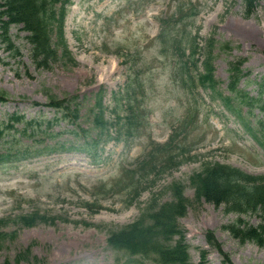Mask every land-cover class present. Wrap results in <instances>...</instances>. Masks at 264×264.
I'll use <instances>...</instances> for the list:
<instances>
[{
	"label": "rangeland",
	"instance_id": "374dc122",
	"mask_svg": "<svg viewBox=\"0 0 264 264\" xmlns=\"http://www.w3.org/2000/svg\"><path fill=\"white\" fill-rule=\"evenodd\" d=\"M177 1L74 0L65 34L76 66L64 61V65L59 63L52 69L38 68L29 55L27 33L17 27L11 33L21 58L12 57L0 38V91H7L14 99L0 104L1 119L15 111L28 117L43 112L52 117L54 111L42 105L51 96L63 99L69 94L78 96L79 121L89 127L92 118L88 113L100 91L107 115L114 119V95L123 90L128 76L121 53L140 52L150 67L144 73L148 89L145 100L150 111L147 126L135 138L102 145L99 163L75 152L14 160L0 166V230L9 235L16 233L13 239L0 244V264L7 260L11 264H132L125 253L114 252L108 246L110 230L138 220L151 208L171 200L174 183L185 187L190 201L180 224L187 233L193 264L200 262L204 250L209 252L207 264H225L224 259H229L228 264H264V247L241 242L225 229L241 215L227 212L223 205L197 200L190 185V177L208 161L262 175L264 148L221 101L213 102L203 90L180 91L168 77L158 48V17L172 13ZM192 1L198 14L189 29L200 30L204 44L214 36L232 47L215 60L216 76L226 81L228 62L244 58L242 67L249 76L242 87L255 97L262 91L264 102V0L250 18L244 16L243 0ZM33 102L41 105L31 106ZM260 111L256 108L250 114L246 106L241 114L254 124ZM184 119L188 124L185 131L190 133L185 144L194 158L150 178L141 185L146 190L132 203L127 195L109 190L124 168L143 157L151 140L165 142L173 127ZM65 125L63 122L61 127ZM35 212L46 214L48 222L33 227L17 222L19 216ZM242 218L255 225L263 221L253 214ZM208 232L215 234L225 255L208 245ZM28 249L30 259L16 262L17 256Z\"/></svg>",
	"mask_w": 264,
	"mask_h": 264
},
{
	"label": "trees",
	"instance_id": "16d2710c",
	"mask_svg": "<svg viewBox=\"0 0 264 264\" xmlns=\"http://www.w3.org/2000/svg\"><path fill=\"white\" fill-rule=\"evenodd\" d=\"M67 2L68 0H0V7L4 8L1 11L0 23L2 30L6 37H8L9 28L12 24L23 23L27 30L31 32L30 40L33 43V56L39 66L49 67L50 63L57 60L56 51L52 50L51 38L53 32H56L59 43L64 44L61 32L54 31L55 29H61L62 20L64 16L63 9L57 12L55 6L58 2ZM254 0H246L247 4H251ZM256 1V0H255ZM258 1V0H257ZM6 17L7 20H3ZM9 41V38L6 39ZM12 48V46H11ZM239 67V66H238ZM237 72L233 75V85H230V90L236 94L240 93L237 88L242 75L241 69L237 68ZM214 88V86H212ZM51 105L56 107L59 111L64 112V116L67 117L64 107L61 102L56 100V97L52 96ZM247 102L253 103L254 99L246 97ZM229 108L233 110V106L230 101H227ZM99 105L101 103L99 102ZM75 118H71V122H75ZM13 124L10 127L15 129V122L25 121L24 116L14 115L11 117ZM45 123V129L42 125L38 130L44 131L46 134L49 131L48 122ZM26 124L23 134L28 130ZM262 132L264 131V123L261 121ZM32 134L35 127H32ZM18 131L17 129H15ZM70 131V130H69ZM73 133L79 134L81 131L72 130ZM21 134V133H20ZM21 134L23 137L24 135ZM255 138L264 145V139L254 135ZM169 146V153L172 154L176 149ZM50 150H53L50 148ZM184 150V151H182ZM186 152L185 147H181L178 156H182ZM173 160V157L169 158V161ZM146 166V165H145ZM143 166L139 171L146 172L148 167ZM154 168V167H153ZM151 168L149 171H153ZM137 173V172H136ZM134 173V175L136 174ZM241 180H245L242 181ZM191 182L195 185L198 195L206 197L210 202L216 205L226 204L229 211H235L238 213H248L256 211L264 214V178L258 179L243 174L238 169L231 168L229 166L221 164H206L203 170L191 178ZM175 198L172 203H168L152 212L149 216L151 225L145 226V218L134 222L131 225L126 226L120 230L114 231L111 234L109 241L116 248L127 247L134 250L144 252L146 255L157 256V260L161 264H191L190 256L188 254L187 246L184 240L178 241L176 244H170L169 241L172 237L180 233L178 230V217L183 216L186 212V200L182 195V187L175 186ZM23 224L26 226H32L35 224V219L32 217H23ZM242 221L239 224H233L227 226L229 230L241 240H251L260 246H264V225L259 227L249 226L245 224L241 227ZM3 234H0L2 236ZM157 237L162 238L164 241L161 243ZM211 242L213 240L211 239ZM206 255L203 253V261L201 264H205ZM10 264V263H6Z\"/></svg>",
	"mask_w": 264,
	"mask_h": 264
}]
</instances>
